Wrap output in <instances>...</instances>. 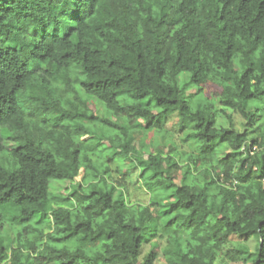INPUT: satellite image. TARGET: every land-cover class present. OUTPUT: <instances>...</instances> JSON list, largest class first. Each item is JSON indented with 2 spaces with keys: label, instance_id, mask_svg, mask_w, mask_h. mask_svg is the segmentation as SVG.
<instances>
[{
  "label": "clouds",
  "instance_id": "clouds-1",
  "mask_svg": "<svg viewBox=\"0 0 264 264\" xmlns=\"http://www.w3.org/2000/svg\"><path fill=\"white\" fill-rule=\"evenodd\" d=\"M0 264H264V0H0Z\"/></svg>",
  "mask_w": 264,
  "mask_h": 264
}]
</instances>
